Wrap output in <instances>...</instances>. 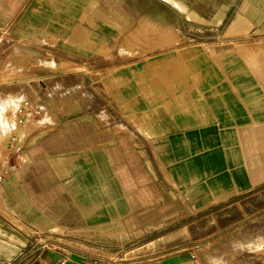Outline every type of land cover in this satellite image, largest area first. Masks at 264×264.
I'll list each match as a JSON object with an SVG mask.
<instances>
[{"label": "crops", "instance_id": "0c3cea01", "mask_svg": "<svg viewBox=\"0 0 264 264\" xmlns=\"http://www.w3.org/2000/svg\"><path fill=\"white\" fill-rule=\"evenodd\" d=\"M0 22L16 49L4 80L0 45V118L27 99L48 124L0 182V239L17 238L0 264H198L187 251L109 262L50 240L138 238L185 204L264 185V0H0Z\"/></svg>", "mask_w": 264, "mask_h": 264}, {"label": "rangeland", "instance_id": "374dc122", "mask_svg": "<svg viewBox=\"0 0 264 264\" xmlns=\"http://www.w3.org/2000/svg\"><path fill=\"white\" fill-rule=\"evenodd\" d=\"M2 30H8V27L0 22ZM132 42L143 44L139 39ZM128 43L125 41L124 45L127 47ZM0 45L4 50L1 53L2 66L9 68L2 79L7 80L16 75L11 68L16 64L15 43L0 37ZM43 48L46 50L47 46ZM46 58L47 54L41 51L40 65L36 71L39 75L47 73ZM23 101L28 102L25 124L18 123L16 113ZM5 109L0 118L2 180L14 172V165L17 166L21 157H26L24 150L38 138L40 131L43 134L48 125L44 120L36 121L37 116L32 114L27 99L17 100ZM51 238L53 245L50 247L56 251L64 248L83 249L107 257L109 262L119 257L126 262L187 251L198 264H264V185L218 203L211 204L206 198H200L198 204H185L183 211L166 221L156 233L138 238L127 237L111 227L94 231L58 230ZM81 238L91 246L81 243ZM100 249L102 252L97 251Z\"/></svg>", "mask_w": 264, "mask_h": 264}, {"label": "bare ground", "instance_id": "6f19581e", "mask_svg": "<svg viewBox=\"0 0 264 264\" xmlns=\"http://www.w3.org/2000/svg\"><path fill=\"white\" fill-rule=\"evenodd\" d=\"M45 119V118H44ZM46 120V119H45ZM4 137V136H3ZM2 138V137H1ZM4 236V235H3ZM5 239V238H4ZM11 242H8L6 240L0 239V253H8V252H13L15 251L14 245L12 244L13 242L17 241V238L13 235L10 236L9 238ZM17 245V244H16ZM261 245V243H260ZM18 248V245H17ZM3 258V257H2Z\"/></svg>", "mask_w": 264, "mask_h": 264}, {"label": "built area", "instance_id": "2783aa9c", "mask_svg": "<svg viewBox=\"0 0 264 264\" xmlns=\"http://www.w3.org/2000/svg\"><path fill=\"white\" fill-rule=\"evenodd\" d=\"M28 107V102L27 101H23V103H20L18 109H17V114H18V123H21V124H25L26 123V115H28V111L26 110ZM2 181V174H0V182Z\"/></svg>", "mask_w": 264, "mask_h": 264}]
</instances>
